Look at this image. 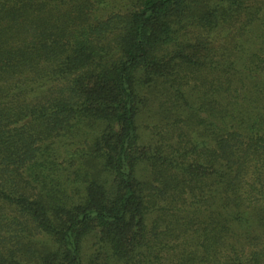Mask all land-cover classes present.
Returning <instances> with one entry per match:
<instances>
[{"label": "trees", "instance_id": "obj_1", "mask_svg": "<svg viewBox=\"0 0 264 264\" xmlns=\"http://www.w3.org/2000/svg\"><path fill=\"white\" fill-rule=\"evenodd\" d=\"M0 264H264V0H0Z\"/></svg>", "mask_w": 264, "mask_h": 264}]
</instances>
